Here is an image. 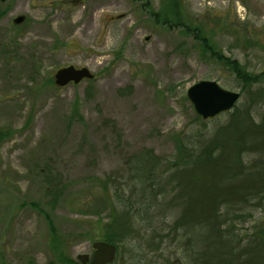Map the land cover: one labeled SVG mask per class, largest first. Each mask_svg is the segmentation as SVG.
<instances>
[{
  "label": "rangeland",
  "instance_id": "obj_1",
  "mask_svg": "<svg viewBox=\"0 0 264 264\" xmlns=\"http://www.w3.org/2000/svg\"><path fill=\"white\" fill-rule=\"evenodd\" d=\"M171 3L0 0L6 11L0 19V128L11 131L0 144V264H80L77 256L91 254L105 235L116 239L111 264H200L201 249L194 254L172 231L184 229L186 197L200 200L216 187L203 155L184 162L177 153L178 135L206 131L187 90L216 80L240 92L238 105L252 106L259 122L264 81L243 88L193 30L162 22ZM180 4L185 22L216 50L250 73L264 72V0ZM69 65L86 67L94 77L57 86L56 71ZM151 150L159 157L162 194L153 198L145 231L134 208L149 178H135L134 162ZM47 162L63 179L54 204L33 174L35 164L45 174ZM254 210L238 224L242 236L252 226L264 228V202Z\"/></svg>",
  "mask_w": 264,
  "mask_h": 264
},
{
  "label": "trees",
  "instance_id": "obj_2",
  "mask_svg": "<svg viewBox=\"0 0 264 264\" xmlns=\"http://www.w3.org/2000/svg\"><path fill=\"white\" fill-rule=\"evenodd\" d=\"M180 1L172 0V13L165 12L163 15L165 19L161 20L162 22L182 25L193 30L196 37L202 40L203 48L210 52L212 58L226 65L243 88L253 89L255 85L264 81V72L260 74L248 72L238 60L216 50L207 38L202 36L198 27L191 29L184 20L185 15L179 9L182 8ZM5 14V10H0V19ZM159 16L160 13L157 12L155 17L158 21ZM253 109L250 105L237 103L231 112L228 111V117L221 121L219 117L205 120L197 114V120L206 126V131L199 129L194 136L182 134L176 137L177 153L178 155L181 153L183 161L192 159L196 154H199L198 157L203 155L201 158L204 164L210 171L212 168L215 177L216 187L203 191L200 200L186 197L190 204L185 208L186 213L180 217V225L184 229L179 232L180 227L176 224L172 229L175 232L173 238L175 239L177 235L182 242L186 239L194 254L198 247L201 249L200 264H264V228L253 229L255 226H252L246 236H242L241 229L238 228L241 220L246 215L252 217L254 209L264 202V118L257 122ZM209 124L214 126L208 128ZM10 133L9 128H0V144L8 139ZM173 163L179 167L178 161L175 160ZM188 164L189 162L184 167ZM158 165L159 157L152 150L143 156L139 155L134 162L135 178L140 174L149 178V184L140 189L141 197L135 200L134 208L135 220L140 226L143 225L141 227L145 231L149 230L150 212L154 208L153 198L162 194ZM36 166L35 164L34 168L37 170L33 174L51 195L50 204H54L64 189L61 174L48 162L45 174ZM118 193L114 191L115 196H119ZM228 203L229 206H226ZM43 215L50 230L55 233L50 215L44 211ZM103 240L111 243L116 241L113 236L106 235ZM68 262L76 264L72 260Z\"/></svg>",
  "mask_w": 264,
  "mask_h": 264
},
{
  "label": "water",
  "instance_id": "obj_3",
  "mask_svg": "<svg viewBox=\"0 0 264 264\" xmlns=\"http://www.w3.org/2000/svg\"><path fill=\"white\" fill-rule=\"evenodd\" d=\"M24 17L16 18V22ZM94 74L86 67L77 68L73 65L59 68L55 75V84L64 87L69 83H79L85 79H92ZM187 97L195 112L203 119H213L233 109L241 94L222 87L216 80H200L192 84L187 90ZM91 254H79L80 264H111L117 255V246L105 240H98L92 244Z\"/></svg>",
  "mask_w": 264,
  "mask_h": 264
}]
</instances>
